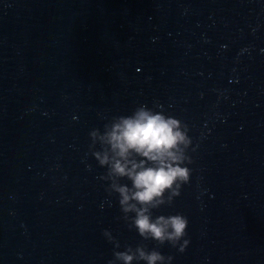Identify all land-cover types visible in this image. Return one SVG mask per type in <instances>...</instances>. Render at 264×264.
I'll return each instance as SVG.
<instances>
[{
    "label": "water",
    "instance_id": "1",
    "mask_svg": "<svg viewBox=\"0 0 264 264\" xmlns=\"http://www.w3.org/2000/svg\"><path fill=\"white\" fill-rule=\"evenodd\" d=\"M140 105L195 149L153 210L187 217L183 253L128 227L89 151ZM104 230L171 264H264V0H0V264H108Z\"/></svg>",
    "mask_w": 264,
    "mask_h": 264
},
{
    "label": "clouds",
    "instance_id": "2",
    "mask_svg": "<svg viewBox=\"0 0 264 264\" xmlns=\"http://www.w3.org/2000/svg\"><path fill=\"white\" fill-rule=\"evenodd\" d=\"M188 131L186 124L162 110L140 105L130 115L113 117L103 131L94 128L89 132V151L106 169L100 179L108 182L105 191L117 196L128 227L135 229L142 241H155L158 246L167 243L181 253L189 243L187 217L180 213L153 216V210L171 205L181 186L189 182L191 169L187 165L193 160L188 153L195 149ZM97 145L99 150H95ZM102 235L114 247L108 264H171L172 257L158 248L148 249L139 243L116 251L119 242L108 230Z\"/></svg>",
    "mask_w": 264,
    "mask_h": 264
}]
</instances>
